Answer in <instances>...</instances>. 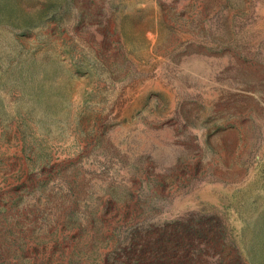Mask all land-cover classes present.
<instances>
[{
	"label": "rangeland",
	"instance_id": "rangeland-1",
	"mask_svg": "<svg viewBox=\"0 0 264 264\" xmlns=\"http://www.w3.org/2000/svg\"><path fill=\"white\" fill-rule=\"evenodd\" d=\"M0 264H264V0H0Z\"/></svg>",
	"mask_w": 264,
	"mask_h": 264
}]
</instances>
